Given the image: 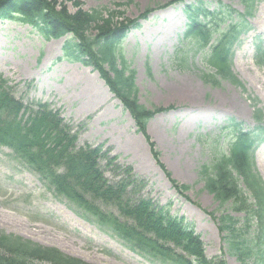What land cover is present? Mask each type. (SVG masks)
<instances>
[{
    "label": "rangeland",
    "instance_id": "rangeland-1",
    "mask_svg": "<svg viewBox=\"0 0 264 264\" xmlns=\"http://www.w3.org/2000/svg\"><path fill=\"white\" fill-rule=\"evenodd\" d=\"M128 1L72 0L84 11L113 8V4ZM130 1L120 8L130 20L148 8L153 12L127 34L121 52L135 72L139 104L148 109L170 108L148 122L146 133L171 178L188 187L183 196L156 165L144 137L136 132L129 114L97 73L59 61L65 38L46 41L26 25L0 20V77L26 106L46 104L73 130L80 128L78 146H101L106 156L129 167L136 179L145 182L138 196L165 206L171 215L190 224L203 243L207 259L220 256L225 264H238L234 257L223 254L224 234L215 221L228 212V206L220 208L203 190L198 171L209 164L214 149H225L218 130L229 119L242 123L246 130L253 129L256 109L264 128V70L252 59L255 42L264 39V0L255 4L250 29L241 35L233 51L232 72L242 86L223 81L216 88L198 77L199 71H205L200 55L193 56L190 46L179 44L186 24L184 6L202 1L213 9L216 2H223L241 13L242 5L237 0ZM66 4L70 12H75L70 2ZM254 161L264 182V142L255 149ZM99 166L104 177L111 180L103 159ZM75 211L73 204L57 197L9 149L0 147L1 233L54 248L86 264H172L131 250L111 230ZM231 216L243 218L238 213Z\"/></svg>",
    "mask_w": 264,
    "mask_h": 264
},
{
    "label": "trees",
    "instance_id": "trees-1",
    "mask_svg": "<svg viewBox=\"0 0 264 264\" xmlns=\"http://www.w3.org/2000/svg\"><path fill=\"white\" fill-rule=\"evenodd\" d=\"M237 1L243 7L242 13L222 2H216L213 9L202 1L184 8L187 24L179 43L190 46L193 56L200 55L205 71H199L198 77L214 88L223 81L242 86L231 69L233 47L249 30L248 20L259 0ZM69 2L75 12H70L66 4ZM129 3L130 0L127 4H113V8L84 11L72 0H0V20L27 25L46 41L65 38L59 60L79 63L97 72L129 113L158 167L183 196L188 188L171 178L146 133L147 123L170 108L148 109L138 103L135 72L121 52L127 34L153 10L148 8L130 20L120 9ZM253 51L255 65L264 69V39L255 42ZM253 120L256 126L250 131L244 130L241 123L228 120L218 136L225 149H214L209 164H203L198 171L204 190L220 208L227 205L228 211L243 215L237 219L223 213L215 218L219 232L224 234V254L239 264H264V182L253 156L256 146L264 141L259 110L254 111ZM79 130H73L46 104H23L0 77V147L9 149L57 197L73 204L82 218L96 220L131 250L151 258L166 259L172 264H225L220 256L210 260L205 257L203 243L183 218L138 196L145 182L136 179L129 167L106 156L101 146H78ZM102 159L111 180L104 177L99 166ZM0 264L86 263L54 248L0 232Z\"/></svg>",
    "mask_w": 264,
    "mask_h": 264
}]
</instances>
